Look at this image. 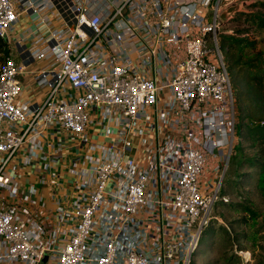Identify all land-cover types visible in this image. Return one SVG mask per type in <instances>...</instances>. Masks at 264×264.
I'll return each instance as SVG.
<instances>
[{
    "label": "built area",
    "instance_id": "2783aa9c",
    "mask_svg": "<svg viewBox=\"0 0 264 264\" xmlns=\"http://www.w3.org/2000/svg\"><path fill=\"white\" fill-rule=\"evenodd\" d=\"M234 4L0 0V264H191L227 201Z\"/></svg>",
    "mask_w": 264,
    "mask_h": 264
},
{
    "label": "rangeland",
    "instance_id": "374dc122",
    "mask_svg": "<svg viewBox=\"0 0 264 264\" xmlns=\"http://www.w3.org/2000/svg\"><path fill=\"white\" fill-rule=\"evenodd\" d=\"M260 1L263 0H235L233 6L236 9L227 14L225 19H222L218 32V41L219 47L224 54V60L226 58V46L221 47L223 36H235L238 30L249 27L250 23L246 20L248 13L261 10L259 7L251 5L255 3L259 6ZM208 9V16H210L211 7H208ZM227 9L223 7L222 13ZM247 35L250 39L258 41L256 50L263 52L264 59V41L263 39L261 40L263 34H257L251 30ZM207 46L211 49L215 47L209 38ZM5 49L8 50L7 45H5L4 50L3 48L0 50V64L7 57V53H4ZM245 53L251 55L252 52L247 49ZM232 88L236 97L237 93L233 85ZM249 102L250 106L248 102L241 103L243 109L241 113L239 112L236 97L235 136L238 135L240 116L247 114L249 107L256 112L264 114V102L262 100L255 96H250ZM240 151V156H237L235 146H233L222 189H227L228 183H230L229 191L233 192V194L225 195L227 201L232 204L241 203L242 206L228 208L219 204L220 200H218L212 210L211 218V221L215 220L216 225L218 223L226 226L230 234L226 236L217 233L213 239H208L206 235L202 234L191 263L264 264V167L249 168L246 163L244 164L246 160L243 161V159L252 158L256 154L255 148H251L247 142L243 141L241 143ZM262 165L264 166V162Z\"/></svg>",
    "mask_w": 264,
    "mask_h": 264
},
{
    "label": "trees",
    "instance_id": "16d2710c",
    "mask_svg": "<svg viewBox=\"0 0 264 264\" xmlns=\"http://www.w3.org/2000/svg\"><path fill=\"white\" fill-rule=\"evenodd\" d=\"M251 6L259 7L261 10L249 12L247 21L249 27L242 28L237 31V35L223 36L221 47L226 46L225 62L229 72L230 80L236 90L237 102L239 105V112L242 113V102H249L250 96H255L264 102V59L263 52L257 49L258 41L250 39L248 32L253 30L257 34H263L261 40L264 41V0L260 1L259 6L253 3ZM252 38V37H251ZM4 41L0 39V50L5 47ZM249 49L252 53L248 55L246 50ZM4 53H8L5 49ZM235 95V94H234ZM235 97V99H236ZM249 112L240 116L238 124V135L235 139V151L237 156H240L241 143L247 142L251 148H255L256 154L252 158L243 159L249 168H262L264 162V114L256 112L253 108H248ZM247 120V121H245ZM239 152V153H238ZM242 161V162H243ZM246 179V178H245ZM230 183L227 189H221V196L226 194L232 195L229 191ZM237 190V189H236ZM228 208L241 207V203H234L228 201H219ZM215 220L209 222L203 235L208 239H213L217 233L228 236L229 229L222 224H215ZM194 264V263H191Z\"/></svg>",
    "mask_w": 264,
    "mask_h": 264
},
{
    "label": "water",
    "instance_id": "95a60500",
    "mask_svg": "<svg viewBox=\"0 0 264 264\" xmlns=\"http://www.w3.org/2000/svg\"><path fill=\"white\" fill-rule=\"evenodd\" d=\"M235 9H236V7H234V6L228 8L224 13H222L221 18H222V19H225L226 16H227V14L231 13V12L234 11Z\"/></svg>",
    "mask_w": 264,
    "mask_h": 264
},
{
    "label": "crops",
    "instance_id": "0c3cea01",
    "mask_svg": "<svg viewBox=\"0 0 264 264\" xmlns=\"http://www.w3.org/2000/svg\"><path fill=\"white\" fill-rule=\"evenodd\" d=\"M179 1H183V0H179Z\"/></svg>",
    "mask_w": 264,
    "mask_h": 264
}]
</instances>
